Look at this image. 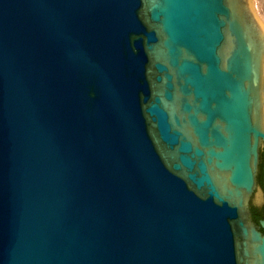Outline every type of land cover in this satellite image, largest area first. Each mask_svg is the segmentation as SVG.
<instances>
[{
  "label": "water",
  "instance_id": "1",
  "mask_svg": "<svg viewBox=\"0 0 264 264\" xmlns=\"http://www.w3.org/2000/svg\"><path fill=\"white\" fill-rule=\"evenodd\" d=\"M252 212L249 0H0V264H264Z\"/></svg>",
  "mask_w": 264,
  "mask_h": 264
},
{
  "label": "rangeland",
  "instance_id": "2",
  "mask_svg": "<svg viewBox=\"0 0 264 264\" xmlns=\"http://www.w3.org/2000/svg\"><path fill=\"white\" fill-rule=\"evenodd\" d=\"M250 5L253 7V15L264 30V0H249Z\"/></svg>",
  "mask_w": 264,
  "mask_h": 264
},
{
  "label": "trees",
  "instance_id": "3",
  "mask_svg": "<svg viewBox=\"0 0 264 264\" xmlns=\"http://www.w3.org/2000/svg\"><path fill=\"white\" fill-rule=\"evenodd\" d=\"M260 218H264V213L259 214V213L252 212V219L254 220L255 223H257Z\"/></svg>",
  "mask_w": 264,
  "mask_h": 264
}]
</instances>
